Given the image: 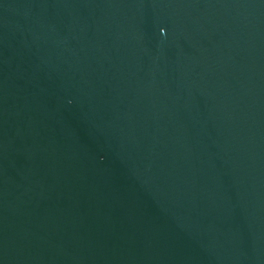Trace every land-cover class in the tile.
I'll use <instances>...</instances> for the list:
<instances>
[{
    "label": "water",
    "instance_id": "water-1",
    "mask_svg": "<svg viewBox=\"0 0 264 264\" xmlns=\"http://www.w3.org/2000/svg\"><path fill=\"white\" fill-rule=\"evenodd\" d=\"M0 264H264V0H0Z\"/></svg>",
    "mask_w": 264,
    "mask_h": 264
}]
</instances>
